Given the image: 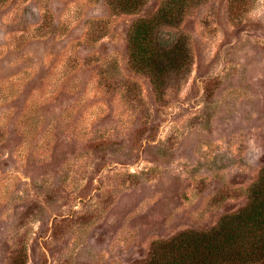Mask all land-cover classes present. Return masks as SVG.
<instances>
[{
	"label": "rangeland",
	"instance_id": "obj_1",
	"mask_svg": "<svg viewBox=\"0 0 264 264\" xmlns=\"http://www.w3.org/2000/svg\"><path fill=\"white\" fill-rule=\"evenodd\" d=\"M0 0V264H135L244 206L264 164V0ZM183 68H166L177 47ZM169 47L174 50H170Z\"/></svg>",
	"mask_w": 264,
	"mask_h": 264
},
{
	"label": "trees",
	"instance_id": "obj_2",
	"mask_svg": "<svg viewBox=\"0 0 264 264\" xmlns=\"http://www.w3.org/2000/svg\"><path fill=\"white\" fill-rule=\"evenodd\" d=\"M146 0H112L115 9L133 11ZM189 0H169L158 13L139 19L129 30L130 57L137 67L162 76L166 54L158 45L155 28L173 23ZM174 48V47H173ZM169 47L170 50H174ZM166 68H183L189 54L177 47ZM164 64V63H163ZM135 264H264V164L249 188L247 203L206 230H186L153 243L148 257Z\"/></svg>",
	"mask_w": 264,
	"mask_h": 264
}]
</instances>
